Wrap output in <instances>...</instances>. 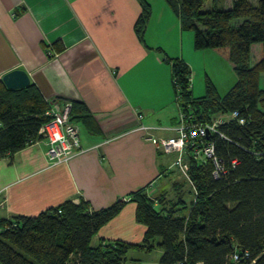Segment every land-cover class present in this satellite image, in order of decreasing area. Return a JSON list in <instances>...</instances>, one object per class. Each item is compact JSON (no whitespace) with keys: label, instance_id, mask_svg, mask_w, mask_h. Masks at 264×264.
Wrapping results in <instances>:
<instances>
[{"label":"crops","instance_id":"0c3cea01","mask_svg":"<svg viewBox=\"0 0 264 264\" xmlns=\"http://www.w3.org/2000/svg\"><path fill=\"white\" fill-rule=\"evenodd\" d=\"M141 12L138 0H0V80L23 70L46 100L81 104L89 117L73 121L83 151L67 162L50 165L43 140L0 159V218L37 216L66 201L84 200L97 211L139 190L167 196L166 179L181 172L177 155L159 153L148 138L170 137L162 129L180 125L167 60L191 66L190 32L160 5L142 43L135 31ZM141 125L158 130L141 132ZM172 188L182 185L175 180ZM135 212V203L126 204L98 243L141 244L146 228Z\"/></svg>","mask_w":264,"mask_h":264},{"label":"trees","instance_id":"16d2710c","mask_svg":"<svg viewBox=\"0 0 264 264\" xmlns=\"http://www.w3.org/2000/svg\"><path fill=\"white\" fill-rule=\"evenodd\" d=\"M138 1L142 12L135 31L144 43L152 8L146 0ZM164 1L182 30L193 33L194 50L215 51L236 74L235 85L222 99L204 97L197 102L190 67L183 60H167L182 116L205 124L239 112L245 120L243 125L227 120L208 136L222 172L215 178L213 164L192 160L187 152L186 175L195 191L188 206L181 197L168 204L165 197L152 199L139 190L97 211L84 200L66 201L37 216L0 218V264H127L130 251L155 249L161 250L158 264H264V0L255 5L233 0L229 9L218 8V0ZM208 2L211 9L205 10ZM55 45L61 53L63 46ZM253 45L260 50L250 65ZM207 88L215 90L209 80ZM55 102L67 101L46 100L32 83L9 90L0 80V159L42 139L40 128L49 122L46 114ZM71 105L72 123L89 119L83 105ZM128 203L136 204V222L146 228L142 243L102 240L92 246L94 236Z\"/></svg>","mask_w":264,"mask_h":264},{"label":"built area","instance_id":"2783aa9c","mask_svg":"<svg viewBox=\"0 0 264 264\" xmlns=\"http://www.w3.org/2000/svg\"><path fill=\"white\" fill-rule=\"evenodd\" d=\"M72 105L69 102L51 103L47 116L50 117L49 122L42 125L39 131L41 140L47 143L48 149L46 158L50 165H58L67 162L83 149L80 146V139L76 126L70 121V112ZM185 116L181 117L180 125L174 128H164L162 130H170L172 135L166 138H148L155 146L156 150L164 155L175 154L177 159L175 166L187 174V164L184 157L189 152L191 159L201 163L210 162L214 166L212 174L215 178L222 172V168L216 159L214 146L207 136L217 133L218 126L227 122V120H236L240 125L245 123V120L240 117L239 112H233L227 116V119H220L218 122L200 123L192 120L186 121ZM139 118H142L140 115ZM141 132H151L158 130L157 127L141 125ZM248 253L243 255L247 258ZM233 260H240L239 254L233 255Z\"/></svg>","mask_w":264,"mask_h":264},{"label":"rangeland","instance_id":"374dc122","mask_svg":"<svg viewBox=\"0 0 264 264\" xmlns=\"http://www.w3.org/2000/svg\"><path fill=\"white\" fill-rule=\"evenodd\" d=\"M148 3L152 7V11L155 9L157 10L158 6L166 5L164 0H147ZM233 0H218L217 5L218 8L229 9L231 7V3ZM252 4H256V0H249ZM212 2H208L205 4L204 9L209 10L211 9ZM191 40H188V37H191ZM184 43L187 45L186 47V54H189L191 57V86H192V98L198 102L199 99L207 97L208 99H222L230 89L235 85L237 81L236 74L230 62L225 59L220 54L216 53L215 51L206 50L197 52L194 50V41H193V33H185ZM260 50L259 45L252 46V53H251V61L250 65H253L258 59V53ZM207 80L214 86V91L212 93L207 88ZM194 87V88H193ZM260 87L264 88V75L260 78ZM212 95L214 97H212ZM182 117V114H181ZM184 119L186 121L192 120L191 117L185 116ZM220 119H227V116H217L213 122H218ZM212 122V123H213ZM207 123V122H205ZM208 137V136H207ZM171 155L169 158H173L174 154ZM167 156L161 157L162 161L165 160ZM177 159V157H176ZM175 159V161H176ZM174 161V164H175ZM187 164L186 171L188 172L189 164L185 160ZM180 170V169H179ZM181 171V170H180ZM175 180H178L182 185V190H173L172 184ZM165 188H167V196L165 197L166 201L171 204L178 201V195H181L182 200L184 201L185 205L188 206L191 201L194 199V189L191 184V180L187 175L181 171L179 175L176 173H171L170 178H167L165 181ZM178 194V195H177ZM153 195H151L152 197ZM98 244L97 237L94 236L92 239L91 245L96 246ZM155 249L151 253L145 252H137V251H130L127 255V259L129 260L127 264H152L157 263L161 257V250Z\"/></svg>","mask_w":264,"mask_h":264},{"label":"water","instance_id":"95a60500","mask_svg":"<svg viewBox=\"0 0 264 264\" xmlns=\"http://www.w3.org/2000/svg\"><path fill=\"white\" fill-rule=\"evenodd\" d=\"M2 82L9 90H21L30 86L31 81L27 72L13 70L2 77Z\"/></svg>","mask_w":264,"mask_h":264}]
</instances>
